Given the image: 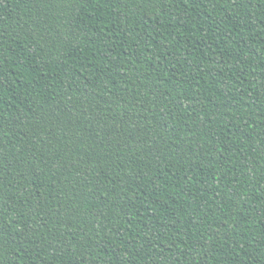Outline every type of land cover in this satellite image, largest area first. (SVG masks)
<instances>
[{"label": "trees", "instance_id": "trees-1", "mask_svg": "<svg viewBox=\"0 0 264 264\" xmlns=\"http://www.w3.org/2000/svg\"><path fill=\"white\" fill-rule=\"evenodd\" d=\"M0 264H264V0H0Z\"/></svg>", "mask_w": 264, "mask_h": 264}]
</instances>
